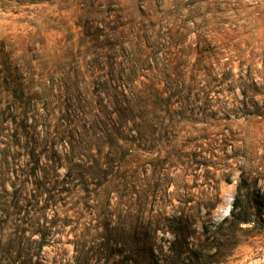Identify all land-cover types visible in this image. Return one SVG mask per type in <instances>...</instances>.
Returning <instances> with one entry per match:
<instances>
[{
    "label": "rangeland",
    "instance_id": "374dc122",
    "mask_svg": "<svg viewBox=\"0 0 264 264\" xmlns=\"http://www.w3.org/2000/svg\"><path fill=\"white\" fill-rule=\"evenodd\" d=\"M0 50V264H264V0H0Z\"/></svg>",
    "mask_w": 264,
    "mask_h": 264
},
{
    "label": "trees",
    "instance_id": "16d2710c",
    "mask_svg": "<svg viewBox=\"0 0 264 264\" xmlns=\"http://www.w3.org/2000/svg\"><path fill=\"white\" fill-rule=\"evenodd\" d=\"M0 55L2 56L1 52H0ZM12 62H13V60L10 56L4 57V59L0 60V77H2V75H6V79H4L5 84H4L3 88H8L9 94L12 95V97L15 98V100H16V105H21L23 103V97L25 96V94H24L25 90H24V87H22L21 85L19 86V84H17V82L14 83V79H15L14 76L19 75L21 77L23 75V73H25L27 71L32 72L33 69H31V67H29L27 70H25V69L19 68L17 65H13ZM136 77H137V75H136ZM136 77L132 76V75H127L124 77H119V79L123 80V78H126L129 82V88H130L132 93L130 96H128V98L126 99L127 100L126 102L129 105V112H131V117L133 118L130 121V123H132L133 127L137 128V132H138V130H140V128L142 130V128H144V125H146V119L142 115H139L141 111L138 110L139 111L138 115H137V113H135V112H137L135 106H137L138 102H142V100H143V97L140 95L142 93L138 90L137 80L135 79ZM11 81H12V83H11ZM115 90H116L117 94H119V89H115ZM19 96H21V99ZM118 98L119 97H117V95H114V99L116 102H118ZM87 100H86L87 104L90 105L91 103H93V102H90L91 100L90 101H87ZM87 131H89V129ZM164 131H166V130L164 129ZM144 141H146V139H144ZM136 224L134 223V225H136Z\"/></svg>",
    "mask_w": 264,
    "mask_h": 264
}]
</instances>
